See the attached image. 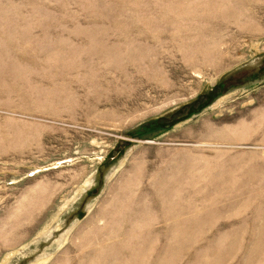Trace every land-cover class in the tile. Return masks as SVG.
I'll return each mask as SVG.
<instances>
[{"label":"rangeland","instance_id":"1","mask_svg":"<svg viewBox=\"0 0 264 264\" xmlns=\"http://www.w3.org/2000/svg\"><path fill=\"white\" fill-rule=\"evenodd\" d=\"M0 264H264V0H0Z\"/></svg>","mask_w":264,"mask_h":264},{"label":"bare ground","instance_id":"2","mask_svg":"<svg viewBox=\"0 0 264 264\" xmlns=\"http://www.w3.org/2000/svg\"><path fill=\"white\" fill-rule=\"evenodd\" d=\"M40 263V262H39ZM42 263H44V262H42Z\"/></svg>","mask_w":264,"mask_h":264}]
</instances>
